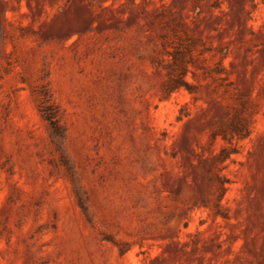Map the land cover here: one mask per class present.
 Returning <instances> with one entry per match:
<instances>
[{
	"label": "rangeland",
	"instance_id": "374dc122",
	"mask_svg": "<svg viewBox=\"0 0 264 264\" xmlns=\"http://www.w3.org/2000/svg\"><path fill=\"white\" fill-rule=\"evenodd\" d=\"M184 34L227 92L163 96ZM238 92L251 133L217 164ZM0 264H264V0H0Z\"/></svg>",
	"mask_w": 264,
	"mask_h": 264
},
{
	"label": "trees",
	"instance_id": "16d2710c",
	"mask_svg": "<svg viewBox=\"0 0 264 264\" xmlns=\"http://www.w3.org/2000/svg\"><path fill=\"white\" fill-rule=\"evenodd\" d=\"M178 44L172 45V50L168 53L170 61L165 66L166 80L162 84L161 91L164 97L185 89L188 93L194 95L197 93L201 84H194L188 80V76L192 81L199 83L200 78L210 80L215 84V91L222 89L227 92L230 82H227L226 69L222 60L216 62L214 66H205L201 64L205 59L200 60L199 56L210 52V49H199L200 41L184 34V37H178ZM166 40V39H165ZM165 44H172L165 41ZM200 70L201 73L197 72ZM236 106H227L223 119L211 130L213 139L221 138L228 146L220 149L217 156V164L225 162L232 154L237 153L234 142L238 143L251 133L250 115V99L242 92H238L236 96ZM40 111L43 118L47 122L50 134L55 139L63 137V129L57 118V111L53 104L48 101H40ZM181 116V115H180ZM180 118V117H178ZM219 169L213 172L210 177V186L217 192L216 202L214 206L218 208L220 200L225 194L227 187L226 181L219 175Z\"/></svg>",
	"mask_w": 264,
	"mask_h": 264
}]
</instances>
